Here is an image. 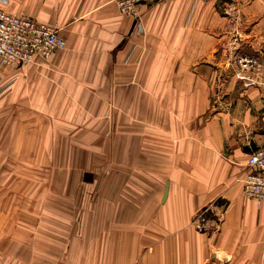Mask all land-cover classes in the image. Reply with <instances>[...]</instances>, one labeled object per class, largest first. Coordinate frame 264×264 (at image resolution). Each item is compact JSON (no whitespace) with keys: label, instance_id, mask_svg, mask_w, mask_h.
<instances>
[{"label":"crops","instance_id":"0c3cea01","mask_svg":"<svg viewBox=\"0 0 264 264\" xmlns=\"http://www.w3.org/2000/svg\"><path fill=\"white\" fill-rule=\"evenodd\" d=\"M2 8L67 45L0 68V264H264V204L244 193L264 143V0L142 2V30L113 0ZM48 145L54 162L97 156L95 179L13 169Z\"/></svg>","mask_w":264,"mask_h":264},{"label":"built area","instance_id":"2783aa9c","mask_svg":"<svg viewBox=\"0 0 264 264\" xmlns=\"http://www.w3.org/2000/svg\"><path fill=\"white\" fill-rule=\"evenodd\" d=\"M0 1L8 2V0ZM113 1L122 13L134 17L137 27L142 30L139 4L155 3L160 0ZM66 45L65 35L55 24L38 17L20 15L5 8L0 9V68L23 66L38 57L48 59ZM238 62L240 63L239 77L248 78L244 72L254 67L256 59L252 56H242ZM248 166L251 171L244 178V193L258 206H262L264 204V143L251 150Z\"/></svg>","mask_w":264,"mask_h":264},{"label":"rangeland","instance_id":"374dc122","mask_svg":"<svg viewBox=\"0 0 264 264\" xmlns=\"http://www.w3.org/2000/svg\"><path fill=\"white\" fill-rule=\"evenodd\" d=\"M49 140H51V138L47 137L46 142H49ZM35 150H36V148H34V151ZM52 150H53L54 154L56 155L57 148L49 146V145L45 147L44 164L34 161L36 159L35 156H37V152L35 154L33 151L32 153H30L26 156L27 159L26 158L23 159V160H27V162H14L12 164L13 169L17 170V171L24 170L23 172L28 173V174H31V173L39 171V170H45L46 172L57 171V170L62 171L65 169L71 170V171H77V172H79V174L82 175L81 182H83L84 180L90 181L91 179H95L94 177L97 176V174H96L97 170H100L101 165H100L99 161H96L97 156L94 155L92 157L93 162H87V163L84 162V156L82 155L84 148H82V147L70 148V158H71L70 161H71V163L54 162ZM75 153L77 154V156H76L77 162L73 163L72 158L75 156ZM12 155H13V153H12ZM60 155L61 154L59 151L58 156H60ZM14 156H16V155H14ZM61 158H62V156H61ZM81 159H82V161H81ZM17 160H19V159H17ZM55 161H56V158H55ZM3 169H5V168H0L1 171H3ZM2 182H3V179H0V184ZM30 197H32V199L35 201L37 200L36 195L30 196Z\"/></svg>","mask_w":264,"mask_h":264},{"label":"bare ground","instance_id":"6f19581e","mask_svg":"<svg viewBox=\"0 0 264 264\" xmlns=\"http://www.w3.org/2000/svg\"><path fill=\"white\" fill-rule=\"evenodd\" d=\"M5 6V5H4Z\"/></svg>","mask_w":264,"mask_h":264}]
</instances>
